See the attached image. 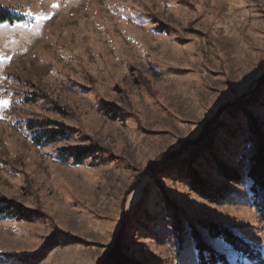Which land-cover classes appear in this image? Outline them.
<instances>
[{"label":"rangeland","instance_id":"374dc122","mask_svg":"<svg viewBox=\"0 0 264 264\" xmlns=\"http://www.w3.org/2000/svg\"><path fill=\"white\" fill-rule=\"evenodd\" d=\"M0 7L25 20L0 25V264H197L194 230L249 264L203 221L264 257L247 179L264 141V0ZM47 130L65 135L34 144Z\"/></svg>","mask_w":264,"mask_h":264},{"label":"trees","instance_id":"16d2710c","mask_svg":"<svg viewBox=\"0 0 264 264\" xmlns=\"http://www.w3.org/2000/svg\"><path fill=\"white\" fill-rule=\"evenodd\" d=\"M24 18L11 13L0 7V25L8 24L13 25L15 23L24 22ZM45 124L30 122L27 125L28 130H33L36 127H40ZM65 132L62 130H47L35 134L32 141L36 145H47L56 142L63 138ZM259 139L261 136L257 135ZM91 155V151L87 148L68 151V157L74 158L75 161H82ZM219 174L226 181L239 182L240 176L236 172H229L226 167H221ZM194 179H197L196 177ZM247 179L251 182L249 187L250 198L253 208L255 209L259 219L264 223V141L260 140L254 154L249 158V169L247 173ZM199 182V181H198ZM200 190L206 191L203 185L198 184ZM208 193V192H206ZM205 193V194H206ZM209 195V197L216 198ZM11 206L10 202H6L0 199V218L7 217L9 215L8 210ZM200 226L205 229L208 235L214 239H221L231 249L238 254V256L244 258L249 264H264V257L259 246L250 244L244 241L242 238L235 236L230 230L220 227L218 224L203 221L199 222ZM191 237L194 242L196 262L197 264H232L227 256L223 253L215 250L210 244H208L203 237L194 230L191 232ZM122 263H121V262ZM113 263L115 264H133L125 257L116 255L113 257Z\"/></svg>","mask_w":264,"mask_h":264},{"label":"snow or ice","instance_id":"6c2138e0","mask_svg":"<svg viewBox=\"0 0 264 264\" xmlns=\"http://www.w3.org/2000/svg\"><path fill=\"white\" fill-rule=\"evenodd\" d=\"M7 101H0V104L7 105Z\"/></svg>","mask_w":264,"mask_h":264}]
</instances>
